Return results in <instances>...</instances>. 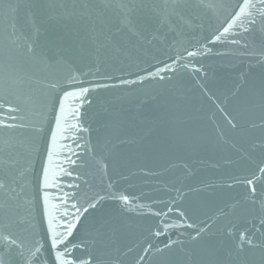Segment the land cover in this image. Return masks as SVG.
Returning a JSON list of instances; mask_svg holds the SVG:
<instances>
[{"label":"water","instance_id":"1","mask_svg":"<svg viewBox=\"0 0 264 264\" xmlns=\"http://www.w3.org/2000/svg\"><path fill=\"white\" fill-rule=\"evenodd\" d=\"M251 5L0 0V264H264Z\"/></svg>","mask_w":264,"mask_h":264},{"label":"snow or ice","instance_id":"2","mask_svg":"<svg viewBox=\"0 0 264 264\" xmlns=\"http://www.w3.org/2000/svg\"><path fill=\"white\" fill-rule=\"evenodd\" d=\"M261 3H264V0H260ZM245 5H251V0H245ZM251 6H255V5H251ZM225 31H227V29H225ZM189 55H193V53H189ZM88 89H82L81 92H87ZM65 95H71V93H65ZM60 123V120H59V117L57 118V124L59 125ZM5 126H8V125H5ZM45 171H47V169H45ZM247 184L251 185L253 183L252 180H247L246 181ZM120 199L124 200L125 202L127 201V197L125 196H122L120 197ZM95 205H93L94 207ZM49 223L51 224V221H49ZM72 228H73V225L69 224L66 228V232L68 235H71V231H72ZM51 228H50V232H51ZM9 238L7 236H4L3 237V240L4 241H7ZM248 244L251 245L252 244V241L249 239L248 241ZM13 244H15V241H12ZM60 243H63V241H60V240H57L55 238V234H53L51 236V248L53 250H55L57 248V245L60 244ZM38 251V250H37ZM55 258L57 260V264H77L76 261L74 260H71V259H65L64 258V254L63 253H60V252H55ZM80 264H84L83 261L80 262Z\"/></svg>","mask_w":264,"mask_h":264}]
</instances>
